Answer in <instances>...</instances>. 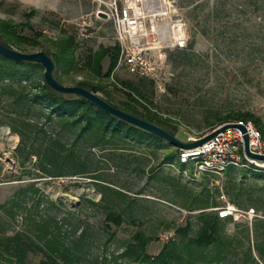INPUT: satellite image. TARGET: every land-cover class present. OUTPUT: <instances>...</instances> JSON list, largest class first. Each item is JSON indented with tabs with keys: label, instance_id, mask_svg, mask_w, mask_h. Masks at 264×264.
<instances>
[{
	"label": "rangeland",
	"instance_id": "rangeland-1",
	"mask_svg": "<svg viewBox=\"0 0 264 264\" xmlns=\"http://www.w3.org/2000/svg\"><path fill=\"white\" fill-rule=\"evenodd\" d=\"M111 1L0 0V20L13 23L29 21L32 32L24 29L20 33L37 35L40 45L28 48L25 52L52 49V42L73 35L78 66L68 73L58 70L63 84L74 85L76 81L85 79L101 84L109 95L101 90L95 93L119 106L121 101L127 99L120 82L139 76L129 74L123 63L115 66L109 78H93L88 71L81 69L82 59L90 49L98 50L117 44L112 22L96 14L97 11H107V5ZM154 1L156 0H144L143 4L148 11L163 15L154 22L156 38L160 43L147 45L146 41L152 37L139 36L138 46L143 47L145 52L142 53L156 66L155 80H152V87L148 89L152 102L150 106L163 117L172 119L177 126L176 136L183 141L190 137L199 138L208 133L211 126L219 125L207 126V122L211 123L215 115L221 117L237 112H248L260 118L264 126V0H157V8ZM31 10L35 13L25 17L24 14ZM84 18L89 22L87 37H82L78 30V23ZM174 23L178 24V37L183 40V46L174 45ZM145 27L149 33V24L146 23ZM190 42L192 46L188 48ZM148 46L157 47L145 48ZM10 47L16 49L13 45ZM132 48L137 52L134 46ZM160 51L164 53L162 58ZM182 52L188 54L186 63L176 66L175 61L179 60ZM107 65L106 56L102 60L104 71ZM43 70L42 66H36L30 73L36 84H41ZM145 79L151 80L147 77ZM42 110V114L31 113L28 120L37 126H43L63 143L70 144L75 133L62 127L56 121L55 114L51 115L52 120H46L45 115L50 110L46 107ZM138 110L141 108L138 107ZM9 113V107L2 102L0 115L9 119ZM31 141V138H27L20 144L19 134L7 124H0V202L10 197L19 185L34 180L43 194L52 200L63 201L58 209L59 215L65 207L79 206L75 217L87 219L92 230L98 233L103 214L97 206L87 201V198L97 200L101 195L96 178L91 176L93 173L112 181L129 195L139 197L134 222L124 221L119 226L113 225L115 238L105 245L102 244L103 237L98 238L99 235L94 234V242L81 264H95L94 255L102 254L108 264H137L127 256H110L117 255L122 250V241L137 229L158 236L147 247L150 253H156L163 241L173 234V230L164 229L160 221L184 223L192 213L177 202L168 200V197L174 198V195L171 196L162 181L153 176L150 166H155L163 175L179 178L193 192L209 189V193L220 201L219 206L227 200L223 194L224 173L220 176L201 170L192 162L180 164L177 159H169L168 153L177 152L179 147L164 139L157 148L148 147L146 140L138 141L131 137L120 145L108 144L103 148L102 145L91 147L87 141L79 138L76 155L90 171L60 175H49L37 168L36 154L25 153ZM128 159H132V163ZM136 161L142 169L134 166ZM241 175L237 171L236 178H241ZM257 213L259 212L237 210L230 214L231 219L225 224L226 232L239 237L243 247L248 242L252 244L251 224ZM189 218L195 225L192 214ZM246 225L250 228L249 240L244 229ZM38 259L39 255L32 256L31 264H37Z\"/></svg>",
	"mask_w": 264,
	"mask_h": 264
},
{
	"label": "trees",
	"instance_id": "trees-1",
	"mask_svg": "<svg viewBox=\"0 0 264 264\" xmlns=\"http://www.w3.org/2000/svg\"><path fill=\"white\" fill-rule=\"evenodd\" d=\"M34 13V10H31L24 16L30 17ZM24 29L32 32L29 21L13 23L0 20V42L8 46L13 45L23 52L40 45L37 35L21 34ZM188 45V48H191L192 42ZM75 50L73 35L52 42V49L42 50L52 59L53 77L61 84L63 81L58 76V70L68 73L78 66ZM118 55V44L98 50L90 49L82 59L81 69L88 71L93 78H109L117 64ZM187 55L182 52L175 65H185ZM106 56L108 65L104 71L102 60ZM36 66L41 65L16 61L0 54V104L4 102L11 115L9 119L0 115V124H7L11 130L18 133L20 144L27 138L32 139L25 153L36 154L37 168L42 172L49 175L89 172L86 164L76 155L79 138L87 141L91 147L102 145L103 148L108 144L120 145L130 137L138 141L146 140V145L150 148H157L164 142L163 138L109 114L86 98L55 90L46 83L43 74L41 84H36L30 75ZM120 84L125 89L127 99L121 101L119 106L105 97L102 98L111 105L161 126L176 136L177 126L172 119L163 117L150 106L152 102L148 89L152 87V80L139 77L123 80ZM74 85L94 93L101 90L109 95L103 85L94 84L87 79L76 81ZM44 107L50 110L45 115L46 120H52L51 115L55 114L56 121L62 127L75 133L70 144L63 143L60 138L48 133L43 126H37L28 120L31 113L42 114ZM138 107L141 110H138ZM247 120L252 121L264 137V126L260 118L248 112L221 117L215 115L211 123L207 122V126ZM177 156L178 151L168 153L169 159L178 160ZM132 159L127 161L132 163ZM134 166L142 169L138 161L134 162ZM150 170L171 192V196L174 195V198L168 197V200L177 202L192 212L190 214L195 220V225L189 218L190 214L184 223L177 224L172 220L160 219L163 228H171L173 234L163 241L156 253H150L147 247L152 240L158 239V236L137 229L128 239L122 241V250L110 257L127 256L137 264H264V170L237 169L230 166L224 172L223 194L227 200L241 210L253 208L254 212H259L251 224L252 244L248 242L245 247L241 246L239 237L228 234L225 230V224L231 216L220 217L217 208H211L219 206L220 201L209 193V189L193 192L181 183L179 178L163 175L155 166H150ZM237 171L242 174L239 179L236 178ZM91 176L96 178L95 182L101 195L97 200L87 198V201L97 206L103 214L99 224L101 232L93 231L87 219L75 217L79 206L65 207L59 215L58 209L63 201L50 199L41 192L34 180H31L19 185L10 197L0 202V264H31L34 255H39L37 264H81L87 258L90 245L94 242V234L99 235L98 238L103 237L102 244L105 245L107 241L115 238L113 225L119 226L124 221L134 222L139 197L129 195L98 174L93 173ZM244 229L249 240L250 228L246 225ZM93 260L95 264H108L105 263L107 259L104 254L94 255Z\"/></svg>",
	"mask_w": 264,
	"mask_h": 264
},
{
	"label": "built area",
	"instance_id": "built-area-1",
	"mask_svg": "<svg viewBox=\"0 0 264 264\" xmlns=\"http://www.w3.org/2000/svg\"><path fill=\"white\" fill-rule=\"evenodd\" d=\"M144 0H112L107 5L105 18L112 22L115 32L116 43L119 46V55L117 64L123 63L129 74L139 76L141 78H151L155 80L154 64L145 56L143 47H139V36L149 37L147 45H159L156 38L157 32L154 22L161 15L157 12H149ZM99 11L96 12L98 14ZM149 24V33L146 31L145 24ZM78 30L82 37H87L89 22L85 18L78 23ZM174 28V45L183 46L184 42L178 36V24H173ZM138 38H137V37ZM137 49V52L132 47ZM157 46L145 47L150 49ZM160 57L164 53L159 52ZM116 64V65H117ZM240 123L245 127V133L248 135V148L251 152L264 154V137L251 121H229L223 123ZM222 126L211 127V130ZM197 137L187 138V141L196 139ZM178 161L180 164L193 163L197 168L209 171L222 176L225 170L230 167H238L245 169L264 170V161L248 156L244 149L243 132L238 127H228L225 130L217 132L214 136L207 139L203 143L191 148H179ZM218 215L226 217L240 210L233 203L225 200V204L217 207ZM247 212H254L253 208H249Z\"/></svg>",
	"mask_w": 264,
	"mask_h": 264
},
{
	"label": "water",
	"instance_id": "water-1",
	"mask_svg": "<svg viewBox=\"0 0 264 264\" xmlns=\"http://www.w3.org/2000/svg\"><path fill=\"white\" fill-rule=\"evenodd\" d=\"M98 14L102 17H105L106 14L102 11H99ZM0 54L10 59L16 61H26V62H35L40 64L43 67V77L46 83L54 88L57 91L63 93H71L79 95L83 98H86L100 107L102 110L108 112L109 114L131 124L134 126L141 127L161 138L168 141L169 143L179 147V148H191L197 146L207 139L214 136L217 132L225 130L228 127H238L243 132V140H244V149L245 153L255 159L263 160L264 161V154L254 153L251 152L248 148V135L245 133V127L240 123H226L222 126H219L205 135L190 141H183L179 139L174 134L170 133L166 129L162 128L161 126H156L146 120H143L139 117L133 116L113 105L106 102L103 98L98 96L93 91L85 89L81 86L77 85H64L55 80L53 77L52 71L54 68V64L52 59L43 51H36V52H23L17 49H14L2 42H0Z\"/></svg>",
	"mask_w": 264,
	"mask_h": 264
},
{
	"label": "crops",
	"instance_id": "crops-1",
	"mask_svg": "<svg viewBox=\"0 0 264 264\" xmlns=\"http://www.w3.org/2000/svg\"><path fill=\"white\" fill-rule=\"evenodd\" d=\"M153 3H154V6L157 8L158 7V1L156 0Z\"/></svg>",
	"mask_w": 264,
	"mask_h": 264
},
{
	"label": "bare ground",
	"instance_id": "bare-ground-1",
	"mask_svg": "<svg viewBox=\"0 0 264 264\" xmlns=\"http://www.w3.org/2000/svg\"><path fill=\"white\" fill-rule=\"evenodd\" d=\"M144 5V4H143ZM146 8V7H145ZM149 12H152V11H149ZM161 16H163V15H161Z\"/></svg>",
	"mask_w": 264,
	"mask_h": 264
}]
</instances>
